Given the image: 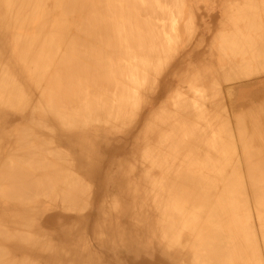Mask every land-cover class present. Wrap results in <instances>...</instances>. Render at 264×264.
Listing matches in <instances>:
<instances>
[{"label": "bare ground", "instance_id": "1", "mask_svg": "<svg viewBox=\"0 0 264 264\" xmlns=\"http://www.w3.org/2000/svg\"><path fill=\"white\" fill-rule=\"evenodd\" d=\"M247 1L172 111L189 0H0V264H264V146L240 138L249 119L263 138L264 101L232 120L242 156L226 112L264 95V0Z\"/></svg>", "mask_w": 264, "mask_h": 264}, {"label": "rangeland", "instance_id": "2", "mask_svg": "<svg viewBox=\"0 0 264 264\" xmlns=\"http://www.w3.org/2000/svg\"><path fill=\"white\" fill-rule=\"evenodd\" d=\"M210 2H211V4L210 5H205V2L203 3L202 2V0H197V2L195 1V0H189V2H191L192 3V5L190 6V7H193L192 9L190 8V7H186L187 9V13H190L191 14V12H192V10L194 11V13L192 12V14L194 15H192L193 17V27L195 28L193 31L195 32V33H193V35H192V37H191V41H190V43L189 44H187V43H183V45H182V43L180 44V47H179V50H178V53H177V55L176 56H178V55H180V56H178V57H176L175 58V60L176 59H179V60H181V61H183V68L181 69V72H179V74H177V73H175V71L173 72V73H171L172 72V70H168L167 71V73H169V74H167V78L169 79V83H171L172 81V83L174 84L172 87H171V84H168V86H169V89L170 90H168L167 91V93H166V96L167 97H165L164 99H163V102H165L164 104L167 106V107H169L168 109L170 110H172V111H174V105L172 104V106H171V98H172V96H173V94H175L176 92H183L184 91V93H185V89L187 90V93H188V91H189V93H191L192 92V90L191 89H189L188 87H185V86H183V84L184 83H186V82H188L189 80L188 79H190V77H188L189 75H187V74H194V73H197V74H199V72H197V69H196V66H194V65H197V64H195V61H193L194 59V55H192L194 52H196V51H202V52H204L205 54H208V53H210V49L212 48V46L214 47V45H213V43L215 44V42H214V40H215V38L214 37H216V34L218 33V31H221V27H224V29H225V31H228L227 29H229V31L230 30H232L231 28L233 27V25H232V19H233V10H235V8L236 7H238V6H236V4L237 5H243V4H245V3H247V2H245V3H243L245 0H209ZM243 1V2H242ZM250 1V0H249ZM256 1H258L260 4H262V2H263V0H256ZM237 2V3H236ZM240 2H242V4L240 3ZM194 5V6H193ZM195 5L196 6H198V7H195ZM205 5V6H204ZM229 5V6H228ZM230 5H233V7H231L230 8ZM211 6V7H210ZM213 6H214V8H213ZM227 6H228V8H227ZM194 7H195V9L196 10H198L199 8V10L198 11H195V9H194ZM201 7H205V8H201ZM208 7H210L209 9H208ZM234 8V9H233ZM217 9V11L216 12H214L215 10ZM203 10V11H202ZM202 12V14H200L201 12ZM195 12H197V15H196V13ZM200 12V13H199ZM204 13V14H203ZM199 14V15H198ZM201 15V16H200ZM203 15V16H202ZM211 15H215V17L214 16H211ZM198 16V17H197ZM200 16V17H199ZM229 16V17H228ZM205 18V19H203V18ZM212 17H213V19H212ZM262 17V16H261ZM196 18H198L197 20H195ZM200 18H202V19H200ZM214 18H217V19H214ZM263 18H264V15H263ZM209 19V20H208ZM213 21H212V20ZM207 20V21H206ZM216 20V21H215ZM225 20H226V22H225ZM227 20H228V22H227ZM229 20H230V22H229ZM264 20V19H263ZM195 21V22H194ZM211 21H212V23H211ZM194 23H195V25H194ZM214 23V24H213ZM225 23H227V24H225ZM231 25H230V24ZM215 25V26H214ZM223 25V26H222ZM204 26V27H203ZM214 27V28H213ZM229 27V28H228ZM213 28V29H212ZM223 29V30H224ZM211 31V32H209V31ZM213 30V31H212ZM198 31V32H197ZM207 31V32H206ZM263 31H264V29H263ZM203 32H205L204 33V35H203ZM217 32V33H216ZM198 35H197V34ZM210 33V34H209ZM213 33V34H212ZM212 34V35H211ZM214 34H215V36H214ZM264 32L262 33V34H259V35H257V34H254L255 35V37H254V39L256 38V42H259V43H264ZM196 35V36H195ZM202 35H203V37H202ZM207 35V36H206ZM209 36V37H208ZM210 36H211V38H210ZM257 37H260V38H257ZM206 38V39H205ZM209 38V39H208ZM214 38V39H213ZM185 39V40H184ZM212 39H213V41H212ZM258 39V40H257ZM183 41H186V36H185V34H183V39H182ZM196 40V41H195ZM206 40H207V43H205L206 42ZM261 40V41H260ZM198 41H200V42H198ZM193 42V43H192ZM194 44V45H193ZM202 44V45H201ZM182 45V46H181ZM188 46V47H187ZM192 46H193V48H192ZM202 46H204V47H201ZM188 49H187V48ZM190 47V48H189ZM199 47V48H198ZM198 48V49H197ZM204 48V49H203ZM184 50H186L185 52H187V51H189V50H192V52L190 53V55H186L185 54V52H184ZM195 50V51H194ZM212 50V49H211ZM194 51V52H193ZM208 52V53H207ZM182 53V54H181ZM214 52L213 51H211V54H213ZM210 54V56H208V58L210 57L211 58V56H213V55H211ZM182 56V57H181ZM239 56L240 55H235V57H238L239 58ZM229 57L230 58H233V56L232 55H230L229 54ZM248 57H250V56H248ZM182 58V59H181ZM240 58H241V56H240ZM260 58H263L264 59V51H263V54H262V56L260 57ZM190 60V62H188ZM175 62V61H174ZM190 63V64H189ZM188 68H187V67ZM194 67V68H193ZM173 68V67H172ZM171 68V69H172ZM196 69V71H193V70H195ZM192 71V72H191ZM194 72V73H193ZM174 75V76H170V75ZM197 74H195V75H197ZM183 75H187L186 77L184 76L183 77ZM182 76V77H181ZM174 77H178V78H174ZM171 78V79H170ZM165 79V78H164ZM171 80V81H170ZM185 80V81H184ZM174 81H175V83H174ZM183 81V82H182ZM176 85H178V86H176ZM172 88H173V90H172ZM182 90H181V89ZM183 88H184V90H183ZM180 90V91H178V90ZM172 90V91H171ZM169 91H171V92H169ZM191 91V92H190ZM169 93V94H168ZM262 96V95H261ZM260 96V97H261ZM259 97V99L257 100V101H255L254 103L255 104H253V103H251L250 102V104L248 103V105H245V107H243L242 108V110H233V113L231 114V112L232 111H230V114H229V112L226 110V112L228 113V116H230L229 118H228V120L230 119V122H232L231 123V129L233 130V133L231 134L232 136L234 135V137H235V139L233 138V143H231L229 146H235V150H232L231 151V154H233V155H237V153H238V156H242V147H244L243 146V140L246 138V136L247 135H249L250 134V132L252 133V135H249L250 137L252 136V139H258L259 141H257V142H252V139L251 138H249V140L251 139V144H254V145H262V146H264V134H263V138H261L259 135V133H257V132H259V131H261V129L259 128V130L257 129V127H259V126H257V125H259V122H258V124H257V122L255 121V119H254V121L253 122H255L256 123V129H255V126L253 125L252 127H251V125H250V122H251V124H255V123H253L252 122V120H247V127H248V130H247V132L245 131L244 132V135L242 136V137H240V138H243V140L242 139H240V140H242L241 142H243L242 144H241V142H238L239 141V138H237V135H238V137L239 136H241L242 135V133H241V135H240V133H239V130H242V128L240 129V127H238L239 129H237V127H234V126H236V125H234V123H235V120L234 121H232L233 120V118H234V116H235V114L239 111V113H242V112H246L247 113V111H248V114H250V113H252L253 111H254V109L253 108H255L256 106H257V104L259 103H261L262 101H264V95H263V97H261L260 98ZM168 102V103H167ZM169 103H170V105H169ZM253 105V106H252ZM253 110V111H252ZM242 111V112H241ZM257 113H254L253 112V114H257V115H259V114H261L262 115V113H258V110L256 111ZM263 114H264V111H263ZM221 115H224V114H222L221 113ZM233 115V116H232ZM238 115V114H237ZM9 124V125H8ZM248 124H249V126H248ZM16 125H18V123H17V121H14V122H12V123H7V124H5L3 127L4 128H6L7 129V131L8 130H10L11 128H15L16 127ZM250 127V128H249ZM260 127H262V124L260 125ZM263 127H264V122H263ZM216 128V130H220V125H218V126H216L215 127ZM245 128V127H244ZM243 128V129H244ZM237 129V130H236ZM264 129V128H263ZM244 130H246V129H244ZM236 131H238V132H236ZM248 131H250V132H248ZM257 131V132H256ZM219 133V134H218ZM236 133H238V134H236ZM246 133H248V134H246ZM256 133V134H255ZM218 134V136H216ZM217 134H215L214 136H216L215 138H220V136H221V133L220 132H217ZM220 135V136H219ZM230 135V134H229ZM228 135V137H230L231 138V135L229 136ZM222 136H225V135H223L222 134ZM245 136V137H244ZM226 137H227V135H226ZM248 137V136H247ZM213 137H211V139H212ZM232 138H231V140H232ZM229 139V138H228ZM216 140V142H218L217 141V139H215ZM230 140V139H229ZM234 140H235V142H236V145L234 144L235 142H234ZM211 141V140H210ZM245 141V140H244ZM248 141V140H247ZM212 143H214V142H212ZM246 144H248L247 142H245ZM245 143H244V145H245ZM216 144H218V143H214L213 145H215V146H217ZM223 144V143H222ZM221 145V144H220ZM223 145H225V143L223 144ZM226 145H228V142L226 143ZM241 145H242V147H241ZM219 146V145H218ZM242 148V149H241ZM236 149H237V153H236ZM241 149V150H240ZM223 152H224V150H223ZM225 153V152H224ZM203 154H204V150H203ZM225 154H228V151L226 150V153ZM233 160H235V159H233ZM227 170H230V168H228L227 167ZM254 209V208H253ZM254 216L256 217V215H253L252 217H253V219L255 220V218H254ZM255 225H257L256 223H255ZM258 232V231H257ZM261 235V234H260ZM262 236V235H261ZM260 251V250H259Z\"/></svg>", "mask_w": 264, "mask_h": 264}, {"label": "crops", "instance_id": "3", "mask_svg": "<svg viewBox=\"0 0 264 264\" xmlns=\"http://www.w3.org/2000/svg\"><path fill=\"white\" fill-rule=\"evenodd\" d=\"M93 207H94V209L97 208L96 205H94ZM182 235L187 236V234H182ZM241 235H242V237H241V238H242V241H246V242H247V240H248L247 238L251 237V236L247 237V235H245V234H241ZM249 235H250V234H249ZM251 235H252V234H251ZM254 236H255V239H254V238H251V240H250V238H249L250 245H251V242H252V241L254 242V240H255V241L257 240V241H256L257 244H258V241H261V242H262V239H261L262 236H261V235L259 236V234H258L257 237H256V235L253 234V237H254ZM258 236H259V237H258ZM258 238H259L260 240H258ZM249 242H247V244H248ZM254 243H255V242H254ZM259 243H260V242H259ZM252 244H253V243H252ZM253 245H255V244H253ZM260 247H261V248H260ZM260 247H259V248H260L261 250H263V249H262V247H263V246H262V243H260ZM251 248L254 249L255 247H251ZM251 248H250V249H251ZM253 249H252V250H253ZM256 250H257V248H256ZM256 250H255V252H252V251H250V250L247 252V255H249V257H246V258H248V260L246 259V261H245L246 264H249V263H250V264H255V262H258V260L260 261V259H258V258H260V255L257 254L258 251L256 252ZM251 253H252V254H253V253H256V256H254L253 258H251V257L253 256ZM260 253H262V252L260 251ZM184 254H186L187 257H190V256L192 255V250H191V252H190V249H186V250L183 251L182 255H184ZM177 255H178V254H177ZM247 255H246V256H247ZM257 255H259L258 258H257ZM180 257H181V256H178V258H180ZM255 257H256V258H255ZM181 259H184V258L181 257ZM252 259H253V262L255 261L254 263H252ZM261 261H262V260H261ZM247 262H248V263H247ZM243 263H244V262H241V261L238 262V264H243ZM259 263H260V262H259ZM259 263H258V264H259ZM122 264H125V263L123 262V259H122ZM171 264H172V263H171ZM176 264H177V263H176ZM178 264H183V262L180 261ZM235 264H237V262H235ZM261 264H262V262H261Z\"/></svg>", "mask_w": 264, "mask_h": 264}]
</instances>
